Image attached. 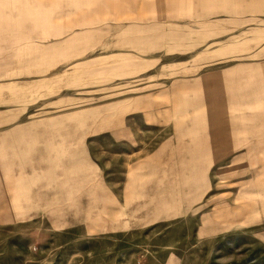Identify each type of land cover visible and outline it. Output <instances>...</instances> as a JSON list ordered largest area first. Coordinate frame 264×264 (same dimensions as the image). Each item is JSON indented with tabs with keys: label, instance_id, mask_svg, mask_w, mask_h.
Segmentation results:
<instances>
[{
	"label": "rangeland",
	"instance_id": "1",
	"mask_svg": "<svg viewBox=\"0 0 264 264\" xmlns=\"http://www.w3.org/2000/svg\"><path fill=\"white\" fill-rule=\"evenodd\" d=\"M184 2L170 25V0L0 1V264H264V138L228 145L248 106L217 77L243 57L218 63ZM205 122L226 144L203 205L133 230L128 176L161 207L199 164L170 142Z\"/></svg>",
	"mask_w": 264,
	"mask_h": 264
},
{
	"label": "crops",
	"instance_id": "2",
	"mask_svg": "<svg viewBox=\"0 0 264 264\" xmlns=\"http://www.w3.org/2000/svg\"><path fill=\"white\" fill-rule=\"evenodd\" d=\"M53 1L56 3L59 0ZM184 1L186 17L191 21H200L198 24L205 26L211 32L213 37L209 39L208 43L213 42V45L209 48L215 50L212 52L214 56L218 57V63L225 60L221 59L222 54L225 53L232 54L231 57L234 59L243 57L241 58L242 61L236 62L235 68L219 72L217 76L218 81H220V89L231 91L232 97H240L241 104L248 106L247 109L244 108L245 110H243L245 114H248L245 122L248 123V126L246 124L240 125L237 129L247 135L244 137L241 135L240 140L233 138V141H229L228 145L234 147H239L242 144L259 145V139L264 138V117L262 116L259 120L257 114L258 83L259 81L262 82L264 78V73H258V66H264V61H262L264 60V0ZM139 7H141L140 0ZM162 9L165 11V4H163ZM168 12L169 14H165V17L170 20L169 24L178 25V0H170ZM194 13L198 14L196 18L191 15ZM38 16H41V20L48 23L44 26H49L48 19L52 18L49 12H43ZM229 46H233V50L227 53L224 49ZM205 123L207 124H198L197 128L190 125L185 130L178 129L176 139H172L170 142L169 149L173 159L183 156L191 162L199 164L194 170L176 172V176L182 185L181 189L174 192L175 197H169L167 194V197L162 195L161 207L155 204L157 198L155 193L150 194V190L153 188L152 181L147 180L138 185L141 182L138 179L140 178L139 175H147L149 172L140 173L137 171L130 176L131 178L128 176L129 179L125 183L123 211L128 222L129 220L132 222L133 230L180 220L189 215L194 207L203 205V200L210 192L209 162L221 158L226 144L224 134L222 138L218 135L211 140L208 122ZM218 130L220 131V128ZM183 136L188 137L191 141H184ZM166 145L160 151L164 152ZM165 154L166 152L163 155Z\"/></svg>",
	"mask_w": 264,
	"mask_h": 264
}]
</instances>
